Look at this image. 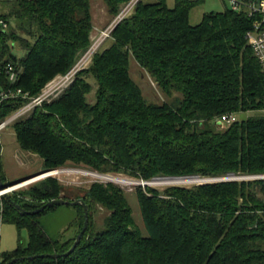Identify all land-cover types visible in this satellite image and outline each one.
<instances>
[{"label":"trees","instance_id":"1","mask_svg":"<svg viewBox=\"0 0 264 264\" xmlns=\"http://www.w3.org/2000/svg\"><path fill=\"white\" fill-rule=\"evenodd\" d=\"M92 1L1 0L0 18L17 27L0 33V91L36 96L66 73L91 47ZM128 1L105 0L114 16ZM198 2L176 0L170 8L167 0H140L69 89L15 122L21 149L40 156L46 170L74 163L145 181L264 174V74L246 38L253 20L227 8L192 25ZM131 59L166 96L177 94L174 102L149 103L130 75ZM10 67L19 73L15 83ZM90 76L98 84L94 104L87 100ZM24 103L5 101L0 122ZM246 112L253 114L233 120ZM225 116L232 122L218 129ZM0 175L4 180L1 150ZM146 190H137L144 235L122 189L93 184L83 201L89 212L93 202L110 211L105 226L92 231L89 213L79 245L59 258L49 255L73 246L84 208L74 206L80 230L62 243L38 221L58 206L28 213L61 197L56 178L5 198L4 221L27 230L29 239L4 253V264H264V179Z\"/></svg>","mask_w":264,"mask_h":264},{"label":"rangeland","instance_id":"2","mask_svg":"<svg viewBox=\"0 0 264 264\" xmlns=\"http://www.w3.org/2000/svg\"><path fill=\"white\" fill-rule=\"evenodd\" d=\"M130 1L131 0H129L126 3L121 4L118 13L115 16L109 12V9H108V6L105 0H93L92 1L91 10H92L94 27H93V31L91 34V41H92L91 47L80 57V59L66 73H68L74 66L80 63L81 64L83 63V67L80 68L79 72L88 69L93 62L94 55L100 50H105L112 44L113 42V38L111 37L112 32L115 30L117 25L120 24L124 19L119 22H117V20L120 18L121 15H123V11H124V14L127 13L125 11L128 9L125 7V5H127ZM149 1H153V0H149ZM175 4H176V0H167L168 7L173 8ZM228 7H229V3L225 0H201L198 3H196V6L191 11L190 23L192 25H197L201 22L202 17L205 13L223 12ZM134 9L128 15H125L126 16L125 18H128L129 16H131ZM4 11L6 10L4 6L1 4V0H0V13ZM0 21H3L5 24V26L3 25L4 32L10 31L11 27H17L16 22L13 18L11 19L9 18V20H3V18H0ZM1 32L3 31L0 29V33ZM91 49H93L94 51ZM66 73L58 74L56 77H54L44 86V88L41 90V92L38 95L36 96L31 95L30 99L31 98L33 99V98H36L42 95L47 90V88L52 82H54L57 78L64 76ZM130 75L134 79V81L140 86L144 96L147 98L149 103H154V104H159V105L165 104V103L171 104L178 97L177 94H175L173 97L166 96L159 89L154 79L151 78V76L146 71L140 68V66L135 61V59H131L130 61ZM88 81L92 85V90L90 94L88 95L87 100L90 104H94L96 102V92H97L98 84H97L96 79L92 76L88 78ZM6 90H9V89H6ZM56 99H58V97L48 100V101H44L41 104V106H43L44 103H51ZM28 102L29 100H27L25 103H28ZM41 106H37V107H41ZM17 112H18V109L15 110L13 113H11L4 121L0 122V150H1V159L3 163V177H4V180L2 181L6 185L4 189L0 188L1 191L3 192L5 191L4 193L0 195V202L2 203L3 210H4L3 214H5V209H4L5 208L4 207L5 198L9 199L10 196H12L13 194H16V193L20 194V192L29 190L32 186L40 184V182H43V180L49 177L56 178L57 181L60 183V185H62L63 195H61L62 197L60 198H63L64 200H67L70 202L84 200L87 192L89 191V189L91 188L93 184H101L106 187L109 185H114V186L120 187L122 191L124 192L130 204V207L132 209L133 217L135 219L137 226L141 229L144 235H147L145 225L143 222V217H142L139 201H138V197H137V190L139 187L143 188L146 192H147L146 189L148 187H153V188H156V190H158L160 194H162L170 186L192 187V186L199 185V184H208V183H215V182H220V181L264 179V174H262V175H250V176H236L233 179H228L230 175L226 177H214L212 178V180H216V181L214 182L211 181L208 183L207 182L201 183L199 181L197 182H194V181L184 182L183 181L182 182L180 180L179 182V181H176V179H180L182 177H165V176H158V177H154L151 180L145 181V180L133 177L131 175L122 173V172H110V173L101 172V171L94 170L90 167H87L86 165H82V164L76 165L74 163H67L65 166H61L56 169L46 170L44 168V161L41 159L40 156H38L35 153L25 151L21 149V147L19 146L13 125L15 124V122L19 121L20 119L15 121L14 123H11V122L7 123L8 120L12 118ZM31 114L32 113H29L28 116L26 115L25 116L29 117ZM252 114H253L252 112L235 114L233 115V120L246 119ZM225 117L227 118V116ZM226 118L219 119V121L222 123H218V125L219 124L226 125L230 123V122H226L228 120ZM215 122H213V124H215ZM4 123H6V125ZM225 125L224 127L219 125L222 128H220L219 126H218L219 128L218 127L217 128L224 129ZM50 170H52L53 172L64 170L65 172H61L56 175L53 174L51 176H48L38 181L29 183L22 187L8 190L11 187H16L23 182L31 180L29 178L33 177L34 175H38L40 173L43 174V172L50 171ZM53 172H50V173H53ZM232 175L233 174H231V176ZM189 177H194V176H189ZM160 178L170 179V180L175 179V180L174 182H170L167 184L166 183L155 184L156 179H160ZM223 178L224 180H222ZM112 179H116V180L120 179V181H114ZM40 208L36 210H39ZM47 208H50V207H47ZM36 210H33L32 212ZM89 213H91V217H92V231L101 230L105 226V220L107 216L110 215V211L108 209L104 208L103 206L95 202L92 203V210ZM80 216H81V211H79L73 205H59L55 210L47 214L38 216V221L44 227V229L46 230V232L49 234V236L52 239L59 240L60 242L63 243L75 237L76 234L79 232L80 227H79L78 218ZM28 239H29V234L27 230H22L19 233V230L16 227V225L8 223V222H4L1 228V247L4 253L15 250L18 247L20 242L27 244Z\"/></svg>","mask_w":264,"mask_h":264},{"label":"built area","instance_id":"3","mask_svg":"<svg viewBox=\"0 0 264 264\" xmlns=\"http://www.w3.org/2000/svg\"><path fill=\"white\" fill-rule=\"evenodd\" d=\"M139 1L140 0H131L127 5H125V7L128 9L125 11L127 13L124 14V11L122 10L123 15L120 16L117 22L125 19L126 17L125 15H128L135 8V6ZM185 1H192V0H185ZM225 1L229 3V7H228L229 9H231L236 13L243 14L253 20V27L251 30L247 32L246 38L264 74V0H225ZM3 25L5 26L4 22L0 21V29L2 31H4ZM81 67H83V63L74 66L64 76H61L57 78L54 82H52L42 95L33 99L32 98L30 99L31 95L28 92H24L22 89H16V90L11 88L9 90L2 89L0 91V106L5 101L22 99L24 102H26L27 100H29L28 103H24V105L18 109V112L12 118H10L7 123L9 122L14 123L17 120L28 116L29 113H31L37 106H41V104L44 101H48L57 97L59 98L75 81L76 76L79 73ZM6 72L8 74L9 81H11L12 83L17 82L19 78V73L17 69L10 67L9 69H7ZM226 119H228L226 122L232 121V118L227 117ZM4 124L6 125V123ZM158 180H161V178ZM179 180H182L184 182L199 181L201 183L216 181V180H212V178L202 179L200 177H195V176L180 178ZM4 192L0 190V195ZM3 211H4L3 206L2 203L0 202V264H4V258H3L4 252L2 251V247H1V228L5 222Z\"/></svg>","mask_w":264,"mask_h":264},{"label":"water","instance_id":"4","mask_svg":"<svg viewBox=\"0 0 264 264\" xmlns=\"http://www.w3.org/2000/svg\"><path fill=\"white\" fill-rule=\"evenodd\" d=\"M50 172H53L52 170L50 171H46V172H43V174H45L46 176L45 177H48V176H51V173ZM39 175H42V173L38 174V175H34L33 177L29 178V179H33ZM189 177V176H187ZM187 177H182V178H187ZM197 177V176H195ZM234 177H236L235 175L233 176H229L228 179H233ZM224 180V178L222 179ZM15 184V183H14ZM13 184V185H14ZM12 185V184H11ZM8 186V185H7ZM10 186V185H9ZM6 187V185L3 183L1 177H0V188L1 189H4ZM63 195V193L61 194ZM62 197V196H61ZM59 205H73V206H77V205H80L84 208V212H85V222H84V226H83V229L81 230V232L78 234L73 246L70 248L69 251H67L66 253L64 254H53V255H49L50 257L52 258H59V257H62V256H69L75 249L76 247L79 245L81 239H82V236L83 234L86 232V230L88 229V226H89V206L83 201V200H80V201H75V202H70V201H67V200H64L63 198H60V199H56V200H52L50 201L49 203H47V205L43 206L42 208H40L39 210H36L34 212H28V213H31V214H39L40 212L44 211L47 207H53V206H59ZM32 259V258H31Z\"/></svg>","mask_w":264,"mask_h":264},{"label":"bare ground","instance_id":"5","mask_svg":"<svg viewBox=\"0 0 264 264\" xmlns=\"http://www.w3.org/2000/svg\"><path fill=\"white\" fill-rule=\"evenodd\" d=\"M61 172H65L64 170H60V171H55V172H53V173H51V175H53V174H58V173H61ZM45 174H42V175H39V176H37V177H35V178H33V179H31V180H28V181H26V182H23V183H21L20 185H18V186H16V187H11L10 189H8V190H12V189H15V188H18V187H22V186H24V185H27V184H29V183H32V182H35V181H38V180H40V179H43V178H45ZM112 180H114V181H120V180H116V179H112ZM174 180L175 179H161V180H156L155 181V184H159V183H170V182H174ZM183 180V179H182ZM182 180H180V181H182ZM176 181H179V179H176ZM179 181V182H180ZM183 182V181H182Z\"/></svg>","mask_w":264,"mask_h":264},{"label":"crops","instance_id":"6","mask_svg":"<svg viewBox=\"0 0 264 264\" xmlns=\"http://www.w3.org/2000/svg\"><path fill=\"white\" fill-rule=\"evenodd\" d=\"M197 1H201V0H197Z\"/></svg>","mask_w":264,"mask_h":264}]
</instances>
